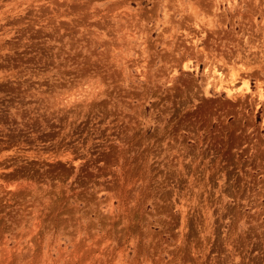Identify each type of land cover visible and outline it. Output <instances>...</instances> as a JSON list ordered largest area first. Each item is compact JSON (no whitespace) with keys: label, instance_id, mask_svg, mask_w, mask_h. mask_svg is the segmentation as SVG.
<instances>
[{"label":"rangeland","instance_id":"rangeland-1","mask_svg":"<svg viewBox=\"0 0 264 264\" xmlns=\"http://www.w3.org/2000/svg\"><path fill=\"white\" fill-rule=\"evenodd\" d=\"M0 264H264V0H0Z\"/></svg>","mask_w":264,"mask_h":264}]
</instances>
